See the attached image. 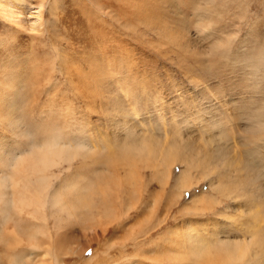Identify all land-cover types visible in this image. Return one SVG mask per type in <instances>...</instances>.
Here are the masks:
<instances>
[{"label":"rangeland","instance_id":"obj_1","mask_svg":"<svg viewBox=\"0 0 264 264\" xmlns=\"http://www.w3.org/2000/svg\"><path fill=\"white\" fill-rule=\"evenodd\" d=\"M0 188V264L264 242V0H0Z\"/></svg>","mask_w":264,"mask_h":264},{"label":"bare ground","instance_id":"obj_2","mask_svg":"<svg viewBox=\"0 0 264 264\" xmlns=\"http://www.w3.org/2000/svg\"><path fill=\"white\" fill-rule=\"evenodd\" d=\"M42 7L40 6V9H39V14L41 15L42 14V9H41ZM154 139V138H153ZM224 145V144H223ZM44 154V153H43ZM45 156V155H44ZM40 157H42V158H44L43 156H42V154H41V156ZM48 158V160H49V156H47ZM145 157V156H144ZM51 158V160H52V157H50ZM158 158V157H157ZM42 161H44L43 159H41ZM161 162H164V161H161ZM45 163V162H44ZM50 163H52V162H50ZM57 163V162H56ZM166 164H168V163H166ZM189 164H191V163H189ZM51 165V164H50ZM40 167H41V164H40ZM50 168V167H49ZM190 168H192L191 166H190ZM46 169V168H45ZM49 170V169H48ZM161 171V170H160ZM212 171V170H211ZM187 172V171H186ZM205 172V171H204ZM31 173V174H30ZM30 173H28V175L30 174V175H32L36 180H38L39 181V179H41V178H44V177H46V175L43 173V172H41V171H39V170H36V169H34V170H31L30 171ZM204 176H205V178H207V177H209V174L207 173H205L204 174ZM181 179V178H180ZM183 179H185V178H183ZM32 180H33V178L32 177H30V176H25V177H23L22 179H21V182L23 183V189H22V186L20 187L23 191L22 192H18L19 194H20V197L18 196L16 199H18L19 198V202H20V205L21 206H26L27 204L28 205H31V204H34L35 203V201H37V200H40L41 198H42V196H43V192H41V191H39V190H37V189H33L32 188V186L30 185V183L32 182ZM34 181V180H33ZM210 181H212V180H210ZM214 181V180H213ZM13 182H14V180H13ZM18 183V182H17ZM186 183H188V181L186 182ZM21 184V183H20ZM212 184H214V183H212ZM13 185V184H12ZM227 185V184H226ZM16 186V185H15ZM39 186V185H38ZM222 186V185H221ZM235 184H234V186L231 184V186H229V187H227V188H225L226 190V193H228L227 195H232V193L233 194H235L234 193V191H235ZM18 187V186H17ZM36 187V186H35ZM19 188V189H20ZM1 189V188H0ZM16 189V188H15ZM18 189V190H19ZM240 189V188H239ZM43 190V189H42ZM236 191H237V189H236ZM240 191V190H239ZM242 191H243V189H242ZM224 191H222V193H223ZM244 192V191H243ZM251 192V191H250ZM225 193V194H226ZM224 194V193H223ZM244 194V193H243ZM54 195H57V193H55ZM202 195V194H201ZM245 195V194H244ZM248 195V194H247ZM249 195H253V194H249ZM203 196V195H202ZM201 196V197H202ZM223 196V195H222ZM54 197V196H53ZM227 197V196H226ZM233 199L235 198H237L235 195H232L231 196ZM197 198H200V197H197ZM250 198H252V197H250ZM253 198H254V196H253ZM54 201H56L57 203H58V199H57V197L55 196L54 197V199H53ZM215 200L216 201H218V197L216 198L215 197ZM253 200H255V199H253ZM197 201H202L201 199L200 200H197ZM196 201V202H197ZM201 203V202H200ZM205 204V203H204ZM43 205H44V202H43ZM204 206V205H203ZM260 206H262V205H260ZM18 207V206H17ZM64 207V206H63ZM239 209V208H238ZM256 210V209H255ZM112 212V211H111ZM260 213V209L259 208H257V210L255 211V213ZM249 214V213H248ZM252 214V213H251ZM254 218V217H253ZM258 219V218H257ZM259 222V221H258ZM257 222V223H258ZM260 223H261V221H260ZM259 224V223H258ZM263 227V226H262ZM261 226H260V228H262ZM248 228H249V232H248V230H247V232H248V236H250V237H248V236H246V235H244V234H242V237L240 236V235H234V237L232 238L231 236H229L228 237V240L223 244V249L221 250L222 251V254H221V252H218V254H220L221 255V258H222V262L220 261V262H218L216 259H214L215 260V262L213 263V262H211V264H241L242 262H245V261H248V260H250L251 258L250 257H254L255 258V262L256 263H258V264H264V261H259L260 260V251H256L255 250V248L258 246L259 248H260V246L261 247H263L264 246V242H263V239H262V237H260L261 236V234H263V231H261L260 230V228L257 226V224H254V226H252V224H249V226H248ZM247 229V228H246ZM264 229V228H263ZM246 231H244V233H245ZM247 234V233H246ZM259 250V249H258ZM262 250V249H261ZM264 252V251H263ZM47 253H49V251H47L46 252V254ZM220 255H215V256H220ZM262 255V254H261ZM264 256V255H263ZM220 258V259H221ZM23 260V259H22ZM210 260V259H209ZM213 260V261H214ZM14 261V260H13ZM42 262L43 261V258L42 259H40V260H38L37 261V263L38 262ZM19 262V261H18ZM22 262V264L23 263H25L24 261H21ZM20 262V263H21ZM15 262H13V264H14ZM210 263V262H209ZM246 263V262H245ZM16 264V263H15ZM18 264V263H17Z\"/></svg>","mask_w":264,"mask_h":264}]
</instances>
